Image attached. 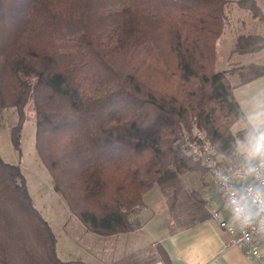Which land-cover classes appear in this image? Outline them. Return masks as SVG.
<instances>
[{
  "label": "trees",
  "instance_id": "16d2710c",
  "mask_svg": "<svg viewBox=\"0 0 264 264\" xmlns=\"http://www.w3.org/2000/svg\"><path fill=\"white\" fill-rule=\"evenodd\" d=\"M229 1L0 0V109L17 112L12 142L21 152L31 109L53 185L89 230L138 228L136 210L164 178L178 195L180 174L200 172L194 124L221 162L244 157L255 131L229 75L246 82L264 63L217 68ZM236 2L264 18L257 0ZM263 45L264 34L241 33L234 50ZM57 242L21 164L0 152V264H87L61 257Z\"/></svg>",
  "mask_w": 264,
  "mask_h": 264
},
{
  "label": "crops",
  "instance_id": "0c3cea01",
  "mask_svg": "<svg viewBox=\"0 0 264 264\" xmlns=\"http://www.w3.org/2000/svg\"><path fill=\"white\" fill-rule=\"evenodd\" d=\"M255 52H259L262 58L250 57L247 55L249 52H239L238 56L245 59L239 63H264L261 51ZM237 65L220 69L228 70ZM236 74L230 73L229 78L235 84V97L248 120L264 107V74L242 83L239 82V75L232 80ZM241 123L242 126L246 125L245 121ZM251 125L256 134L257 126ZM186 172L181 173L179 178L185 188L182 194H185L187 204L194 206L192 212L197 211L192 215V220L180 224L175 222L171 211L176 201V191L172 185L163 187L157 183L145 194V204L135 212V217L141 222L138 228L109 235L86 229L90 235L88 242L84 246L77 245L82 253L85 251L87 254L72 252L60 256L65 259L79 258L87 264H175L176 261L180 264H264L263 259L247 249L227 245L228 233L212 217L215 207L221 208L229 216L220 194L210 184L206 174L194 170L186 175ZM192 190L198 192L191 195ZM160 214L162 217L159 218ZM259 245L264 255V236L259 240ZM98 248L101 253L97 251Z\"/></svg>",
  "mask_w": 264,
  "mask_h": 264
},
{
  "label": "rangeland",
  "instance_id": "374dc122",
  "mask_svg": "<svg viewBox=\"0 0 264 264\" xmlns=\"http://www.w3.org/2000/svg\"><path fill=\"white\" fill-rule=\"evenodd\" d=\"M257 2L264 11V0H257ZM226 7L228 11L227 22L217 41V68H223L231 64L241 65L239 62L245 60L243 57L238 56L240 55L238 54L239 51L234 50L239 34H247L248 32H260L264 34V18L253 16L245 7L238 5L236 0L229 1ZM259 50L261 51L260 55L264 56V45L255 51ZM255 51L249 52L250 54L247 55L262 58L259 56V52ZM233 67H230V69ZM237 78L238 75L236 74L232 77V80H236ZM17 118L18 115L14 107L0 109L1 155L9 162L21 164L35 205L47 218L58 237L57 249L59 255L71 254L72 252L87 254L85 251L82 253L81 247L78 245L84 246L88 242V238L90 237L88 231H86L88 228L76 215L72 214L66 199L53 185V177L37 150L36 122L33 111L28 109L27 120L22 128L20 139L21 152L14 146L11 138V130L17 122ZM241 126L242 123L238 122L234 127L237 129ZM197 165H199L200 172L205 171L202 162H199ZM187 173H190V171H187L186 175ZM172 181L175 182V180L164 178L160 181V184L166 187ZM175 183L176 185L178 184L177 182ZM179 186L178 195L176 192V201L173 202L171 213L175 222L180 224L181 222L185 223L192 220V215L197 211L192 212L194 206L187 204L185 194H182L185 192V188L181 183H179ZM158 217H162V214ZM97 251L101 253L99 248ZM94 262L97 261L94 260Z\"/></svg>",
  "mask_w": 264,
  "mask_h": 264
},
{
  "label": "built area",
  "instance_id": "2783aa9c",
  "mask_svg": "<svg viewBox=\"0 0 264 264\" xmlns=\"http://www.w3.org/2000/svg\"><path fill=\"white\" fill-rule=\"evenodd\" d=\"M192 132L195 139L190 142L189 149L205 166L210 184L220 194L229 212L227 216L219 207L212 210V217L229 235L227 245L245 248L264 260L259 245L264 232L254 230L258 225H253L247 230L241 228L233 218L231 206L232 203L239 201L241 206L253 207L252 195L264 191V172L254 176L246 175L245 169L248 164L246 157L228 163L221 162L217 148L196 124L193 125ZM253 164L259 167L258 160Z\"/></svg>",
  "mask_w": 264,
  "mask_h": 264
},
{
  "label": "clouds",
  "instance_id": "9594fccd",
  "mask_svg": "<svg viewBox=\"0 0 264 264\" xmlns=\"http://www.w3.org/2000/svg\"><path fill=\"white\" fill-rule=\"evenodd\" d=\"M249 123L256 125V134L248 136L243 141L247 148L246 159L248 164L245 174L254 176L264 172V107L248 118ZM259 161V167L254 166V161ZM253 207L241 206L239 201L232 203L233 218L237 224L247 230L253 225H258L256 231L264 232V191H258L251 197Z\"/></svg>",
  "mask_w": 264,
  "mask_h": 264
},
{
  "label": "water",
  "instance_id": "95a60500",
  "mask_svg": "<svg viewBox=\"0 0 264 264\" xmlns=\"http://www.w3.org/2000/svg\"><path fill=\"white\" fill-rule=\"evenodd\" d=\"M175 264H180L179 261H176Z\"/></svg>",
  "mask_w": 264,
  "mask_h": 264
}]
</instances>
